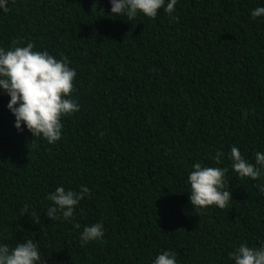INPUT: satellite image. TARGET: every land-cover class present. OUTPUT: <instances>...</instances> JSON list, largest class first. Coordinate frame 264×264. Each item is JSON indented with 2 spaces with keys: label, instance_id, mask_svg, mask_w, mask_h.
<instances>
[{
  "label": "trees",
  "instance_id": "1",
  "mask_svg": "<svg viewBox=\"0 0 264 264\" xmlns=\"http://www.w3.org/2000/svg\"><path fill=\"white\" fill-rule=\"evenodd\" d=\"M257 7L264 0H177L178 22L163 8L129 21L110 0H8L0 48L32 42L65 59L80 110L49 144L15 128L0 89V244L31 238L47 264H153L165 250L177 264H235L229 253L241 243L264 246V176L241 178L230 157L233 146L253 164L264 153ZM195 163L228 168L226 208L192 207ZM61 186L90 195L73 219L49 220L48 194ZM94 223L103 238L82 243Z\"/></svg>",
  "mask_w": 264,
  "mask_h": 264
},
{
  "label": "clouds",
  "instance_id": "2",
  "mask_svg": "<svg viewBox=\"0 0 264 264\" xmlns=\"http://www.w3.org/2000/svg\"><path fill=\"white\" fill-rule=\"evenodd\" d=\"M110 4L112 14L119 17L124 15L129 21L138 13L155 18L158 10L163 8L169 14L170 22H178V17L172 15L177 0H167V3L166 0H110ZM7 5L8 0H0V9L7 11ZM251 16L253 19L264 16V7L252 10ZM19 42L13 41V45ZM33 49L32 42L9 50L0 48V89L10 97L7 107L15 117V128L22 130L23 123L32 137L42 136L51 144L61 139V118L80 110L78 103L69 98L75 91L73 81L76 71L68 66L65 59L58 60L47 51ZM244 115H248L247 110ZM222 155L217 153V164L221 162ZM230 157L232 169L241 178L257 180L264 176V153L257 152L253 164L241 155L238 147L233 146ZM193 169L188 176L192 207L200 209L215 205L226 208L232 199L226 179L228 168L202 167L200 163H195ZM258 187L264 192V186ZM88 195L90 190L84 186H81L80 191L57 187L48 194L47 199L52 205L47 209L46 216L49 220L73 219L76 206ZM32 219L40 223L39 216ZM74 227L79 229L81 225L75 222ZM103 235V225L94 223L83 228L80 239L82 243H87L100 240ZM229 256L235 264H264V246L253 248L241 243ZM0 264H47V261L41 260L38 242L29 238L14 248L0 244ZM153 264H177L176 254L165 250L156 256Z\"/></svg>",
  "mask_w": 264,
  "mask_h": 264
}]
</instances>
